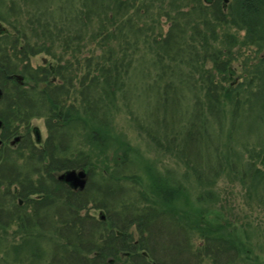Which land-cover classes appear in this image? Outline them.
<instances>
[{"label":"trees","instance_id":"trees-1","mask_svg":"<svg viewBox=\"0 0 264 264\" xmlns=\"http://www.w3.org/2000/svg\"><path fill=\"white\" fill-rule=\"evenodd\" d=\"M263 51L264 0H0V264H245L240 240L202 221L204 192L231 177L264 211ZM132 104L162 156L202 188L193 211L169 172L130 195L137 160L127 143L106 146ZM41 117L37 146L29 126ZM73 169L87 171L81 192L56 179Z\"/></svg>","mask_w":264,"mask_h":264},{"label":"rangeland","instance_id":"rangeland-1","mask_svg":"<svg viewBox=\"0 0 264 264\" xmlns=\"http://www.w3.org/2000/svg\"><path fill=\"white\" fill-rule=\"evenodd\" d=\"M17 5L22 7V2L17 1ZM20 16H22L23 20H20L19 25L21 27H26V15H24V11L21 12ZM164 19L165 18H161L162 24L164 23ZM2 26L4 29L9 30L5 24H2ZM166 28L167 26L164 25L165 30ZM239 33L241 39L244 34L243 32ZM29 39L32 44L35 43L34 38ZM92 49L93 46L90 45V40L86 37V46L83 47L84 55ZM96 51L99 55L101 54V50L96 48ZM252 51L253 48L249 47L242 49V55L238 56L237 59L233 61L231 67L234 69V74L231 76V82H235L236 84V82L243 81L246 73L244 67L242 69V58L245 55H253V53H251ZM44 57L46 56L42 54L31 58V65L34 67L42 65ZM71 101H75L74 96H72ZM75 103L77 104V102ZM150 104H153V100H150ZM145 105H147V102ZM136 106V104H132L128 109L123 106L114 114L113 120L107 128L108 139L106 152H112V150L116 149L121 143H127L129 148H131L132 157L137 160V164L135 163L136 169H132L131 173L137 172L135 181L137 182L139 178L142 182L139 181L135 183V181H133L130 195L135 197L142 192L148 194L146 189L148 188V182H144V179L151 171L154 172L153 174L159 173L160 176L161 174L165 175L166 172H169L171 183L173 180L175 182L181 180V182L186 185L184 194L188 195V201L185 202V199L180 200V204L183 205L184 208L186 207V209L192 210V205L195 203L196 196L202 188L200 187V189L198 187L196 181L182 178L185 171L184 167L178 164L173 158L165 155L162 156L161 146H157V141L148 137L146 131H142L139 128V123L135 120L137 114ZM29 127L31 139L35 142L36 138L33 134V129L36 128L38 130L40 143H37V146H40L48 136L45 118L32 119ZM12 141L13 140H11L9 144L7 143V145L9 148L14 149L15 145H10ZM85 148L88 149V146H85ZM85 148L83 147V150H86ZM98 150L99 149H93V153H98ZM102 150H104V148ZM13 154L15 155V153ZM93 160L92 157V161ZM136 198H138V196ZM204 200V209L207 214L202 221L206 224H222L228 233L234 234L243 246L241 257L245 261V264L249 262L264 264V211L256 205L254 198H248L243 187L237 181L231 179V177L223 176L218 179L213 188L206 189L204 192ZM140 202L143 204L142 200ZM89 212L96 218L104 215V213L99 210H89ZM194 242L198 243V240L194 239ZM202 264L212 263L209 260H205Z\"/></svg>","mask_w":264,"mask_h":264},{"label":"water","instance_id":"water-1","mask_svg":"<svg viewBox=\"0 0 264 264\" xmlns=\"http://www.w3.org/2000/svg\"><path fill=\"white\" fill-rule=\"evenodd\" d=\"M17 80H21V78L17 77ZM1 94V92H0ZM1 121H0V130H1ZM34 135L36 141L39 142V132L37 129H34ZM19 138H15L10 145L13 146L17 143ZM1 144V141H0ZM56 179L66 185H68L74 191H83L87 185L88 174L84 169H73L67 170L61 173L56 174ZM101 219H104V216H100Z\"/></svg>","mask_w":264,"mask_h":264}]
</instances>
